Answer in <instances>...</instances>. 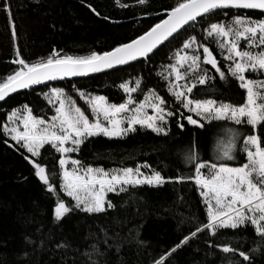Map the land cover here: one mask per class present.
<instances>
[{"label":"trees","instance_id":"obj_1","mask_svg":"<svg viewBox=\"0 0 264 264\" xmlns=\"http://www.w3.org/2000/svg\"><path fill=\"white\" fill-rule=\"evenodd\" d=\"M176 2L147 0L140 4L137 0H119L117 4L116 0H0V83L18 69L13 63L18 58L17 49L20 57L29 63L47 58L53 49L62 50V55L73 56L109 51L143 34L158 19L165 18L161 13ZM8 5L11 6L10 13ZM234 16L260 20L264 19V12L215 11L198 19L194 27L185 28L147 61L90 77L51 81L46 86L34 85L10 96L0 105V125L6 122L12 109L23 105L31 108L35 116L51 117L54 108L44 95L51 87L63 88L68 96L77 98L86 115L94 119L88 105L80 99V91L102 95L110 103L119 104L127 99L119 85L128 82L134 87L136 79L142 80L141 89L132 93L137 103L153 89L170 102L172 110L190 114L167 92V81L160 74L167 75L166 66L176 62L177 53L182 55L184 42L193 36L197 44L210 49L221 69L225 70L228 62L220 55L217 38L208 36L205 30L211 23L230 21ZM187 51L189 55L198 54L201 68L213 77L205 85L197 84L191 98H210L233 105L244 102L245 90L239 87L235 78L226 72V79L222 81L211 65L203 63V47L193 45ZM183 71L185 68H181ZM197 92L200 94L195 95ZM193 118H196L194 114ZM177 121L184 123L183 130L177 126ZM201 123L203 128L190 125L182 116H177L168 119L167 136L136 126L134 132L121 137H92L80 146L79 152H74V157L82 165L105 170L147 164L151 168H141L145 174L155 170L175 179L193 174L185 161V154L193 145L201 158L215 162L220 148L233 139V134L228 131L233 129L239 135L235 137L233 149L237 161L231 165L238 166L246 161L243 137L259 134L261 130L259 125H237L229 120L211 123L201 120ZM261 146L264 147V137ZM41 153L40 158H35L36 162L47 166L50 183L56 187L59 198L67 205H73L75 202L59 187L62 176L58 164L60 154L49 145H45ZM26 157L30 154L16 145L0 127V264H92V261L98 264H155L196 226L207 222L200 189L187 180L159 186H129L126 192L107 194L106 200L114 205L112 209L106 206V211L99 214L74 210L57 221L54 219L57 193L46 191ZM104 233H107V244ZM260 243L261 239L251 225L234 230L221 229L215 236L205 231L167 256L164 264H247L239 251L249 253L254 264H264V253L250 251ZM58 244L67 247H57ZM216 244H230L238 251L236 254L224 253L220 248L210 246ZM92 245L104 255L94 254ZM86 252L92 253L90 258L84 255Z\"/></svg>","mask_w":264,"mask_h":264},{"label":"snow or ice","instance_id":"obj_2","mask_svg":"<svg viewBox=\"0 0 264 264\" xmlns=\"http://www.w3.org/2000/svg\"><path fill=\"white\" fill-rule=\"evenodd\" d=\"M116 2L119 4V0ZM137 2L145 4L147 0H137ZM121 6L128 7V5ZM7 9L10 13L11 6L8 5ZM226 9L264 11V0H177L174 6L164 10L165 18L158 19V22L143 34L102 53L93 51L86 56H73L62 55V50L53 49L52 54L47 58L29 63L20 57L17 49L18 58L13 63L18 65V69L0 83V101H4L10 93L34 85H42L45 82L114 69L116 66L127 65L139 58L147 61L159 45L174 33H178V30L184 26L194 27L198 23V17ZM12 31L15 35L14 23ZM205 31L208 36L217 38L220 55L228 62L225 70L221 69L210 49L197 44L193 36L184 42V54L178 52L176 62L166 66L167 75L160 74L167 81V92L190 114L183 115L176 110H169L164 97L153 89H149L144 98L137 103L132 93L141 89V79L135 80L134 87L128 82L119 85L127 94V99L119 104L109 103L108 98L102 95L88 96L84 92H79L80 97L90 108L94 117L92 121L80 107L75 105V101L65 93V90L59 87L50 88V96L49 93H44L45 97H48V102L55 108V115L49 120H45L42 116H34L27 105L21 106L22 110L14 108L7 114L6 122L0 127L16 145L30 154L26 159H29L34 167L35 176L50 193H57V189L50 183L49 170L46 165L37 163L35 158L41 157V149H44L45 145H49L52 150L60 154L58 164L62 176L59 187L75 203L71 206L67 205L57 193L55 220L60 221L74 210L99 214L106 211V206L107 209L114 208L111 201L106 200V194L109 192H126L129 186H159L167 182L179 183L187 180L194 182L200 189L199 194L206 206L207 222L196 226L155 264H164L167 256L195 238L198 233L208 231L210 235L215 236L221 229L234 230L248 225L254 227L255 233L261 239V243L250 251L264 253V187L260 186L264 185V147L261 146L264 137V81L248 79L245 75L264 72V19L254 21L250 17L234 16L230 24L211 23ZM241 41L245 42L244 50L240 47ZM193 45L197 48L203 47V63L211 65L222 81L226 79V72L238 81L239 87L246 93L243 103L233 105L210 98H191L197 84L205 85L208 80L213 79L206 69L201 68L200 56L187 53L186 50ZM181 68H185V71L181 72ZM180 81L184 83L181 84ZM73 87L75 88V85ZM199 94L197 92L195 95ZM54 101L58 103V107L55 106ZM148 109L152 110L151 114ZM193 114L196 118H193ZM177 116H182L188 124L199 128L204 127L201 120L209 123L214 120H230L237 125L246 124L252 127L259 125L261 130L259 134L243 137L246 163L231 166L234 162L235 137L239 134L233 129H228L233 134V139L220 148L215 162L201 158L193 145L185 154V161L193 169V174L188 177L178 176L175 179L162 176L160 171L155 170L145 174L141 168H151L147 164L138 165L136 168L105 170L82 165L80 160L69 156L70 153L79 152L80 146L89 138L100 135L109 138L121 137L134 132L136 126L167 136V121ZM125 122L127 127L123 126ZM177 126L183 130L185 125L177 121ZM69 163L72 165L71 169L67 167ZM204 169L208 170L209 175H205ZM254 173L259 177L258 183L253 181ZM104 236V243L107 244V233H104ZM210 246L220 248L224 253L236 254L238 251V248H233L230 244ZM57 247H67V245L58 244ZM92 250L97 256L104 255L96 245H92ZM238 254L247 264H254L249 253L239 251ZM84 255L90 258L92 253L86 252ZM92 264L98 262L92 261Z\"/></svg>","mask_w":264,"mask_h":264},{"label":"rangeland","instance_id":"obj_3","mask_svg":"<svg viewBox=\"0 0 264 264\" xmlns=\"http://www.w3.org/2000/svg\"><path fill=\"white\" fill-rule=\"evenodd\" d=\"M243 17H249V16H243ZM252 20H254V21H256V19H254V18H252V17H250ZM226 20H228V19H226ZM226 20H224L223 22L227 25V24H230L231 22H232V19L230 20V21H226ZM240 47H241V49L242 50H244L245 49V42L244 41H241V44H240ZM187 51V50H186ZM187 53H189L188 51H187ZM184 54V50L182 51V55ZM246 75V77L248 78V79H253V80H261V81H264V72H256V73H251L250 75H251V77L249 78L248 77V73H246L245 74ZM179 83H181L182 84V82L180 81ZM52 88V87H51ZM80 92H84L85 93V95H88V96H97V94H94V93H91V92H88V91H80ZM47 93H49V90L47 91ZM157 94H159L160 96H163L162 94H160V93H158L157 92ZM133 95V94H132ZM49 96H50V93H49ZM72 98V100H74L75 101V105L77 106V107H80L79 106V104L77 103V98H73V97H71ZM80 99H82L83 101H84V99L83 98H80ZM165 99V98H164ZM46 100L48 101V97H46ZM109 102V101H108ZM49 103V102H48ZM54 103H55V106L56 107H58L59 105H58V103H56L55 101H54ZM110 103V102H109ZM168 103V105H169V110H172L173 109V107L172 106H170V102H167ZM50 104V103H49ZM51 106H53V104H50ZM53 108H54V106H53ZM81 108V107H80ZM18 109H21L22 110V108L21 107H18ZM82 109V108H81ZM83 110V109H82ZM187 111V110H186ZM148 112H149V114H151V112H152V110L151 109H148ZM33 114V113H32ZM34 115V114H33ZM53 115H55V108H54V114ZM85 115H86V113H85ZM35 116V115H34ZM45 120H49L50 119V117L48 118H46V117H43ZM101 119H102V117H101ZM89 120L90 121H92L93 119H90L89 118ZM230 121V120H229ZM232 122V121H231ZM124 127H127V123L125 122V124L123 125ZM227 144V143H226ZM226 144H224V145H226ZM244 149V148H243ZM245 153V152H244ZM69 156H71V158H73V159H75V157H74V153H70L69 154ZM245 156H246V153H245ZM237 161V157H236V155H234V162H236ZM247 162V159H246V161L244 162V163H246ZM231 166H233V165H231ZM67 167L69 168V169H71L72 168V165L69 163V165H67ZM93 168H96V167H93ZM121 169V168H120ZM142 171V170H141ZM204 171V173H205V175H209V172H208V170L207 169H204L203 170ZM143 172V171H142ZM253 181H254V183H258L259 182V177L254 173L253 174ZM260 186H262V187H264V185H260ZM110 193V192H109ZM108 194V193H107ZM107 194H106V199H107Z\"/></svg>","mask_w":264,"mask_h":264},{"label":"water","instance_id":"obj_4","mask_svg":"<svg viewBox=\"0 0 264 264\" xmlns=\"http://www.w3.org/2000/svg\"><path fill=\"white\" fill-rule=\"evenodd\" d=\"M243 10H244V9H243ZM216 11H219V10H216ZM250 11L264 12V11H262V10H250ZM161 15H164V12H162ZM200 18H201V17H198L197 20L200 19ZM190 23H191V22H190ZM187 27H188V26L186 25V26H184V28L178 30V33H174L172 37H169L168 40L164 41L161 45H159V46L157 47V49L154 50V52H156L160 47H162L163 45H165L168 41H170L173 37H175L177 34H179L181 31H183V30H184L185 28H187ZM151 55H152V54H150V56H151ZM141 60H144V58H139V59L136 60V61H131V62H129V64H132V63H135V62H138V61H141ZM129 64H127V65H129ZM127 65L116 66L114 69H117V68H120V67H123V66H127ZM114 69H106V70H104V71H102V72H98V73H89L88 75H85V76L68 77V78H65V79H76V78L90 77V76H93V75H96V74L105 73V72H108V71H111V70H114ZM50 82H51V81H50ZM47 83H49V82H45V84H47ZM45 84H42V85H45ZM24 90H26V89H20V90H18L17 92L10 93L9 96H7V97L5 98L4 101H0V105H1L3 102H5L10 96H12V95H14V94H16V93H18V92L24 91Z\"/></svg>","mask_w":264,"mask_h":264}]
</instances>
